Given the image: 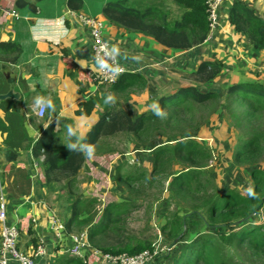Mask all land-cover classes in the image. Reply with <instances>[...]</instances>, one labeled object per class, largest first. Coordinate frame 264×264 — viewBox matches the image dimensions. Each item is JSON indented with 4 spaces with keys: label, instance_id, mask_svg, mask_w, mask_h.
Wrapping results in <instances>:
<instances>
[{
    "label": "crops",
    "instance_id": "0c3cea01",
    "mask_svg": "<svg viewBox=\"0 0 264 264\" xmlns=\"http://www.w3.org/2000/svg\"><path fill=\"white\" fill-rule=\"evenodd\" d=\"M26 1L30 3L23 2L21 7H17L16 0H0V6L14 9L19 14L14 17L0 10V41H14L22 48L17 62L5 60L0 51V94L10 89L1 71L2 63H9L17 74L14 91L19 93L15 98L0 99V197H4L6 203L8 222L19 229L20 250L30 253L39 236L47 239V254L37 258L35 264H101L99 256L93 254V245L85 250L86 261L69 252L72 241L67 221L72 215L73 202L69 217L62 218L66 226L63 240L55 237L52 216L58 212L51 203L59 201L48 195L53 189L67 187V180L59 176V180L47 181L46 156L38 141L43 130L52 122H55L56 134L64 141L62 145L72 137L82 140L108 110L127 107L117 105L124 103L116 98L120 91L111 86H100L93 80L98 63L92 51L91 34L73 16L68 0ZM109 1L84 0L83 7L74 11L104 20L105 37L116 49L114 52L119 61L148 79L149 85L139 89L140 94L151 96L159 92L152 103L157 102L162 94L176 90V84L167 83L164 89L158 84L161 77L172 75L174 69L191 72L203 60L221 61L223 70L238 66L258 69L264 64V49L253 47L230 21V10L238 0H225L221 9L222 26L211 38L207 37L201 44L188 49L166 46L151 35L112 22L104 14V7ZM142 1L134 2L133 6L142 8L158 4L154 0ZM240 1L264 18V0ZM88 2L90 7H87ZM127 2L132 6L133 0ZM167 4L168 10L177 11L175 4ZM149 20L154 18L149 17ZM129 93L132 94L133 90L124 93L122 98L129 99ZM94 96H98L99 100L91 113L79 114L77 111L82 109V102ZM108 96L112 100L105 103ZM40 105L46 107L43 116L37 113ZM9 129L13 131L17 145L7 142ZM18 137L23 139L21 144ZM59 197L56 195V198Z\"/></svg>",
    "mask_w": 264,
    "mask_h": 264
},
{
    "label": "trees",
    "instance_id": "16d2710c",
    "mask_svg": "<svg viewBox=\"0 0 264 264\" xmlns=\"http://www.w3.org/2000/svg\"><path fill=\"white\" fill-rule=\"evenodd\" d=\"M163 1L161 4L154 3V5L140 8L131 6L127 0H111L104 7V14L112 22L151 35L164 45L172 48L188 49L206 40L209 33L206 0ZM23 2L29 1L16 0V6L21 7ZM169 2L177 6L176 12L167 9V3ZM68 5L73 10L81 9L84 0H68ZM149 17H153L154 20L150 21ZM230 21L239 32H242L250 40L253 47L264 49V18L258 15L254 8L245 5L240 0L235 1L230 10ZM0 51L3 52L5 60L17 62L22 48L20 44L14 41H0ZM223 67L221 61L203 60L190 72L189 77L196 83L207 84L222 72ZM147 84L148 79L145 75L139 72H126L111 88L128 93L132 90L143 89ZM176 89L177 91L174 93L169 91L160 96L157 107L162 111L159 116L154 114L155 109L143 111L136 115L132 108H111L96 122L81 141L78 137L70 138L71 147L61 148L58 146L59 138L55 132V122H52L43 130L38 141L42 153L46 156L47 181L59 180V176H61V178L67 180L69 188L73 185L78 172L86 161L88 147L98 143L102 137L121 131L130 132L137 136L146 135L166 123L169 126L172 124L176 115L172 113L170 106H184V109H190L193 102L202 104L210 99L220 97L219 91L214 89L201 90L196 85L179 86ZM238 96L241 97L239 101L242 104L247 103L253 109L264 108V84L262 83L239 81L229 85L226 89V99L223 104L227 107L228 100L234 102L233 100ZM173 98L178 99L177 103H174ZM98 100V96H94L88 101L82 102V109L77 112L79 114H90ZM166 113H168V116L165 118ZM175 122H177V119ZM252 129L256 130V128ZM12 135L13 131L9 129L7 142L10 145H17V140ZM190 136L181 135L176 137V140L169 136L161 144L151 143L154 147L156 146L154 149L155 170L159 169V164L167 156L177 155L187 163L185 171L179 168L175 169L173 172L175 177L171 179L170 183L177 195L190 196L191 200H195L192 203L191 210L193 214L199 215L198 219L191 218L187 220L188 215H181L180 211L177 210L167 218L162 226V232H165L171 240L170 245H177L181 241L185 242L183 246L180 245L181 248L179 246L176 255H173L172 264H227L217 262L213 256V252L217 248V237L199 231L195 236H190L189 228L199 230L204 225L221 228L240 225L237 231L232 232V237L236 238L239 244L247 242L252 245L256 248L254 253L259 257H264V225H253L251 221L256 215H264V169L257 166L251 168L254 183L251 195L241 194L235 189L221 191L216 188L212 192H207L201 201L196 195L201 189H204V185L197 178L201 171L196 162L205 160L209 153L206 152L202 142ZM18 138L21 144L23 139ZM263 138L257 131L240 135L236 145L235 161L250 163L251 159L260 152V146L264 144ZM23 145L25 144L23 143ZM145 181H149V179ZM143 187L144 185H142ZM70 188L68 193L71 194L73 191ZM81 202L80 199L73 202L72 215L67 221L70 229L73 228L74 223L82 224L91 221L90 217H86V211L82 210L84 205L80 204ZM111 206L112 204L107 205L103 211L102 219L90 231L89 239L92 245L112 253H138L150 247V243L145 244L146 242L142 240L135 243L129 240L120 241L117 244H97V236L99 238L106 237L108 235L107 230L115 233L119 231L120 226L119 228L117 226L121 222L123 213L127 210V207L124 208L123 204L116 206L115 211L110 209ZM80 216L83 217V220L79 221ZM168 257L172 256L168 255Z\"/></svg>",
    "mask_w": 264,
    "mask_h": 264
},
{
    "label": "rangeland",
    "instance_id": "374dc122",
    "mask_svg": "<svg viewBox=\"0 0 264 264\" xmlns=\"http://www.w3.org/2000/svg\"><path fill=\"white\" fill-rule=\"evenodd\" d=\"M137 1L133 0L132 6ZM154 1L158 4L164 2L163 0ZM90 6L91 4L88 2L87 7ZM145 6L141 7L144 8ZM221 26L222 19L219 27ZM233 68L222 70L214 80L207 84L194 82L189 77L190 72L187 70L174 69L172 75L160 78L158 84L163 89L168 86L167 83L184 87L196 85L201 90L214 89L219 91L220 97L210 99L202 104H195L192 101L190 109H184V106H170V110L176 115L170 126L166 123L143 136L124 131L117 132L102 137L98 143L88 147L85 167L82 172L77 174L73 185L69 186V188L72 187L70 190L73 193H68L69 188L66 185L65 188L53 189L48 195L58 199L59 202L54 201L51 204L54 210L58 212L57 215L64 219L71 214L69 208L72 202L76 199L82 201L80 203L84 205L82 210L86 211V217H90L91 221L82 224L74 223L73 228H71L72 234H79L84 230L91 231L94 225L102 219L103 211L107 205L112 204L110 209L115 211L116 206L123 204L127 210L123 213L121 222L117 226L118 228L120 226L119 231L115 233L107 230L108 235L106 237L99 238L97 236V244H117L120 241L129 240L135 243L142 240L146 242L145 244L150 243V248L147 249H153L156 246L160 248L157 256L149 264L173 263V255H176L179 246H183L185 242L181 241L177 245L170 246L171 240L165 232H162V226L167 218L177 210L180 211L181 215H188L187 220L198 219L199 215L193 214L191 210L195 200H191L190 196L177 195L170 183L171 179L175 177L173 175L175 169L179 168L185 171L187 163L177 155L167 156L159 164V169L155 170L154 149L156 146L154 147L151 143L161 144L169 136L176 140V137L181 135H191V138L202 142L206 152L209 153L205 160L196 162L201 171L197 178L204 185V189H201L196 195L201 201L207 192H212L216 188L221 191L235 189L244 195H249V188L253 191L254 183L251 168L257 166L264 169V144L260 146V152L251 159L250 163L236 162L235 151L238 139L242 134L257 131L262 138L264 137V108L253 109L247 103L242 104L239 101L240 96L236 97L234 102L227 99L229 102H227V107L223 102L226 99V89L233 83L257 81V83L264 84V64L258 69L247 66L246 68L241 66ZM176 85L175 89L178 88ZM176 91L177 89L173 90L172 93ZM123 94V92L117 93V100L124 102L117 105L132 108L136 115L143 111H151L154 109L152 105L159 103V100L152 103L153 97L159 95V92L150 96L147 93L140 94V90H133V95L129 93L127 100L122 98ZM173 99L175 100L174 103H177L178 99ZM168 113L164 116L165 118ZM160 118L162 119V117ZM176 119L177 122L174 123ZM252 128H256V130ZM58 138L59 147H69L70 140L67 144L62 145L64 142L62 137L58 135ZM262 140L264 141V138ZM90 149H92V154L89 156ZM146 179L149 181H145ZM142 185H144L143 188ZM57 190L59 192H56ZM56 195H60V197L56 198ZM80 220H83L82 216H80ZM251 221L253 225H264V215H256ZM239 228L240 225L222 228L204 225L199 230L190 228L189 230L190 236H195L200 232L210 233L217 237V248L213 252L217 262L264 264V257H259L254 253L255 247L247 242L239 244L237 239L232 237V232ZM166 245L170 249L161 250ZM18 246L20 247V245ZM168 255L172 257H168Z\"/></svg>",
    "mask_w": 264,
    "mask_h": 264
},
{
    "label": "built area",
    "instance_id": "2783aa9c",
    "mask_svg": "<svg viewBox=\"0 0 264 264\" xmlns=\"http://www.w3.org/2000/svg\"><path fill=\"white\" fill-rule=\"evenodd\" d=\"M225 0H206L207 14L209 21L208 38L214 34L221 22V9ZM4 14L18 17L16 10L0 6ZM74 17L78 18L81 24L87 27L91 34L92 51L98 68L93 74V80L100 86H112L118 82L119 78L126 72L132 70L127 68L119 61L118 56L112 48L109 39L105 37L104 20L99 16L87 15L84 12L71 10ZM45 105H40L37 113L43 116ZM4 197H0V223H1V244H0V264H35L37 258L47 254L48 242L44 236H39L35 246L30 253L19 249V229L16 225L8 222V213L6 210ZM53 232L58 240H63L66 226L63 219L58 216H52ZM89 231L84 230L79 234L70 233L72 245L69 252L72 256L87 260L86 249H91L92 243L89 239ZM150 248V247H148ZM170 249L164 246L161 250ZM159 247L153 249H144L138 253H112L106 252L94 246L93 254L98 255L101 264H149L159 253Z\"/></svg>",
    "mask_w": 264,
    "mask_h": 264
},
{
    "label": "water",
    "instance_id": "95a60500",
    "mask_svg": "<svg viewBox=\"0 0 264 264\" xmlns=\"http://www.w3.org/2000/svg\"><path fill=\"white\" fill-rule=\"evenodd\" d=\"M1 71L4 73L8 83L10 84V89L6 93H1L0 99L7 98V97H11V98L18 97L19 93L14 91V85L17 79V74L11 69L9 63H2Z\"/></svg>",
    "mask_w": 264,
    "mask_h": 264
},
{
    "label": "clouds",
    "instance_id": "9594fccd",
    "mask_svg": "<svg viewBox=\"0 0 264 264\" xmlns=\"http://www.w3.org/2000/svg\"><path fill=\"white\" fill-rule=\"evenodd\" d=\"M113 50L115 51L116 49L114 48ZM131 72H134V71H131ZM111 100H112V97H111V96H108L107 99L105 100V103H108V101H111ZM152 107L155 109L154 114L157 115V116H159V115L161 114V111H162V110L159 109V108L157 107V105H155V104H153ZM69 131L71 132L72 129L69 128ZM69 147H71V145H69ZM91 154H92V149H90L88 155L90 156ZM248 192H249V195L252 194V190H251L250 188L248 189ZM89 236H90V231H89ZM170 246H171V245H170Z\"/></svg>",
    "mask_w": 264,
    "mask_h": 264
}]
</instances>
